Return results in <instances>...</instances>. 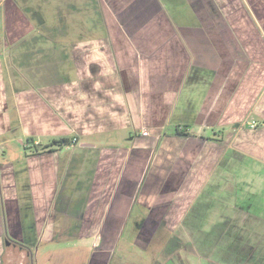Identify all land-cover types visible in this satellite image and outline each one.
Segmentation results:
<instances>
[{
    "label": "crops",
    "instance_id": "1",
    "mask_svg": "<svg viewBox=\"0 0 264 264\" xmlns=\"http://www.w3.org/2000/svg\"><path fill=\"white\" fill-rule=\"evenodd\" d=\"M136 203L264 225V0H0V264L55 213H100L101 244Z\"/></svg>",
    "mask_w": 264,
    "mask_h": 264
},
{
    "label": "rangeland",
    "instance_id": "2",
    "mask_svg": "<svg viewBox=\"0 0 264 264\" xmlns=\"http://www.w3.org/2000/svg\"><path fill=\"white\" fill-rule=\"evenodd\" d=\"M49 10V9H47ZM49 20H56L50 9ZM23 154L22 147L15 148ZM37 153V150H34ZM32 152V154L34 153ZM71 151L63 152L62 158H69ZM83 198V197H82ZM82 203V202H81ZM219 210L207 213L193 214V221L200 222L202 233L192 229L191 223H186L184 218L189 213H174L170 217V223L157 217L159 213H148L136 203L134 213H127L122 227L116 228L115 233L105 234L104 238L110 240L101 244L97 242V236L93 234L95 222L100 213H71L65 215L55 213L54 237L47 241H35L29 251L20 253L15 247L9 249L8 264H209L214 263L209 258L208 247L211 243L214 253L219 252L223 258L228 257L231 247L234 255L244 251L247 244V252L256 247L258 250V236L264 225L255 221H247L242 224L232 222L237 213H218ZM70 214V213H69ZM85 214V217H82ZM119 213L120 226L122 224ZM226 217L220 218L221 215ZM116 216V215H115ZM150 217V221L159 220L162 224L154 229L151 226L141 228L142 223ZM200 219V220H199ZM227 219V220H226ZM199 220V221H198ZM239 222V221H238ZM116 223V222H115ZM195 224V222H193ZM86 228L81 231V225ZM248 229L251 235L246 236L241 232ZM195 235V238H194ZM200 235V237H199ZM100 239V238H99ZM98 239V240H99ZM200 239L202 246L200 251L195 240ZM108 243V245H107ZM11 250V251H10ZM246 252H241L239 264H244ZM24 256V257H23ZM7 257V256H6ZM254 264H264V261L253 260ZM221 264V263H220Z\"/></svg>",
    "mask_w": 264,
    "mask_h": 264
},
{
    "label": "trees",
    "instance_id": "3",
    "mask_svg": "<svg viewBox=\"0 0 264 264\" xmlns=\"http://www.w3.org/2000/svg\"><path fill=\"white\" fill-rule=\"evenodd\" d=\"M71 142V139H67V138H63V139H60V140H58V141H54V143L53 144H57V145H59V144H69ZM24 248H26L25 246H23Z\"/></svg>",
    "mask_w": 264,
    "mask_h": 264
},
{
    "label": "flooded vegetation",
    "instance_id": "4",
    "mask_svg": "<svg viewBox=\"0 0 264 264\" xmlns=\"http://www.w3.org/2000/svg\"><path fill=\"white\" fill-rule=\"evenodd\" d=\"M144 222H145V221H144ZM103 239H104V242H105V241H107V242L109 243V240H107V239H106V238H104V237H103ZM104 242H103V243H104ZM108 243H107V245H108ZM102 245H103V244L101 243V245H100V246H101V248H102ZM102 250H103V248H102Z\"/></svg>",
    "mask_w": 264,
    "mask_h": 264
},
{
    "label": "built area",
    "instance_id": "5",
    "mask_svg": "<svg viewBox=\"0 0 264 264\" xmlns=\"http://www.w3.org/2000/svg\"><path fill=\"white\" fill-rule=\"evenodd\" d=\"M252 126L254 127V126H255V124L253 123V125H252ZM143 134H144V135H148V132H147V131H144V132H143Z\"/></svg>",
    "mask_w": 264,
    "mask_h": 264
}]
</instances>
